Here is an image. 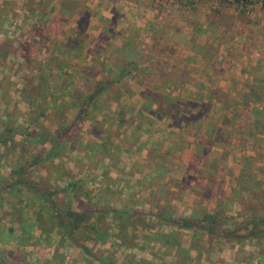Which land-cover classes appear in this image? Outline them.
Instances as JSON below:
<instances>
[{"label":"crops","instance_id":"0c3cea01","mask_svg":"<svg viewBox=\"0 0 264 264\" xmlns=\"http://www.w3.org/2000/svg\"><path fill=\"white\" fill-rule=\"evenodd\" d=\"M13 2L5 5V0H0L3 8L0 7V46L5 45V49L10 47L4 59L0 55V81L2 77H9L8 92L12 89L19 92L22 79L18 76L23 72L16 69L24 54L20 45L27 42L31 48L27 57L42 62L43 66L47 63L46 67H42L50 75L45 73L42 77H48L47 88L51 92L55 88L59 94L54 99L55 103L50 101L53 108L47 117L41 118L43 124H48L53 131L61 122L91 125L93 119L105 123L108 118H113L112 127L118 128L119 136L108 137V140L112 141L114 152L117 145L122 151L126 146L124 142H129L137 123V114H142L153 123L142 132L147 136L148 131H154V144L142 150L149 162L140 172L135 171L139 176L144 174L146 181L140 184L137 177L135 183L128 181V185L121 189L118 187V191L103 177L98 182L100 193L106 194L101 196V200H104L102 206L115 209L121 216H127L129 211L141 205L151 206L155 208L151 210V218H160V227H169L166 235L174 233L176 228L163 222L164 219L178 216L201 219L204 213L216 215L221 208L232 218V222L264 218V50L254 55L228 54L221 46L218 48L208 41H200L196 36L183 35L178 25L158 20L157 17L164 14L161 11L155 13V19L148 18L147 0H18L15 6ZM8 17L13 22L9 28L14 31L6 29L11 22H8ZM255 47H259L258 43ZM8 61H17L14 69L6 67ZM3 68L5 72H2ZM39 72L40 68L27 69L33 78ZM103 79L110 82L105 92L106 87L100 90L97 86ZM95 89L102 94L90 103L89 108L93 111L90 118L76 120L79 98L89 96ZM1 90L0 100L5 101ZM16 98L18 104L30 107L21 100L20 92ZM8 101L7 110L11 97ZM57 111L59 115L55 114ZM120 113L124 115L122 125L118 127ZM101 115L102 118L99 117ZM77 137L76 132L69 133L70 140L74 141ZM91 139L93 146H98L97 140L100 139L96 136ZM157 145L163 150L161 162H158V155L154 151ZM93 146L90 148H95ZM73 147L75 150L76 147ZM96 151L102 153L98 147ZM112 154L116 153H111L108 148L101 155L114 162L111 156L115 155ZM152 158L156 159L155 164L150 163ZM112 164L104 169L108 171V178H111ZM66 166L71 167L69 163ZM152 167L157 168L155 174L151 173ZM152 180L158 184V193L149 199L154 187L148 183ZM1 187L3 183L0 178ZM134 188L140 193L136 195L139 197L136 204L132 205L128 199L136 192ZM120 190L123 196L120 206H116L114 202ZM62 194L63 191H58L57 197L61 201ZM24 195L25 203L31 199L37 201L21 185L0 192V199L3 198L0 203V262L9 264L10 258L14 257L15 263L56 264L53 258L57 253L61 257V264H68V252L75 247L82 260L73 259L76 263L102 264L56 228L49 229L51 232L48 233L41 232L39 227H30L26 236L21 235L14 220V208L8 206L7 202L22 208L20 218L33 223L38 212L33 217L25 215L26 211L21 205ZM42 206L41 209L45 211L46 204ZM112 217H115L114 214L108 210L102 221L109 223ZM229 225L227 228L232 227ZM10 226L14 228V234H8L7 228ZM127 226L129 230H122L118 235L127 237L134 232L132 224ZM140 226L146 227L144 222ZM182 230L187 239L183 237L176 242L181 248L185 242L187 244L189 255L186 264H209L211 260L212 264H252V260L253 264H264L261 253L264 238L238 241L213 237L210 240L204 230L197 233H201L202 238H198L200 235L196 234L194 228ZM109 231L114 233L115 228ZM55 234L60 238L52 243ZM20 235L24 243H20ZM98 235L97 231L91 235V245L88 240L81 242L92 253H108L103 257L115 253L116 247H112L114 242L109 241L111 238L102 239ZM118 240L122 241L121 238ZM247 240L250 246L256 247L251 252L241 246ZM156 243L164 244L160 240H156ZM226 243L231 246L229 251L218 254ZM128 245L125 242L117 246L122 247L124 258L130 259L132 255ZM163 246L173 252L178 251L177 245ZM211 251H215L217 257L209 256ZM39 253L43 261L38 260ZM111 256L115 260V256Z\"/></svg>","mask_w":264,"mask_h":264},{"label":"trees","instance_id":"16d2710c","mask_svg":"<svg viewBox=\"0 0 264 264\" xmlns=\"http://www.w3.org/2000/svg\"><path fill=\"white\" fill-rule=\"evenodd\" d=\"M264 6V0H258ZM221 4H236L234 8H242L244 5L246 6L247 3H252L251 0H219ZM245 8V7H244ZM28 43L25 42L22 46V52L24 54L21 57V61L19 64V68L16 70L22 71L23 73L19 74L18 78L21 80V88L19 89L21 100L29 105L28 114V122L31 124L32 127H25L24 123L17 120L16 115H14L13 111L7 110L6 107L3 108V111L0 110V150L9 149L10 146L17 147L20 146V151L24 152V158L21 160L18 159V163L8 162L7 166L9 168L8 174L0 177L3 183V187L0 188V192L2 191H9L15 185H21L24 189L30 191L37 200H40L42 204H46L47 208L44 211V214L41 209L35 215V223L34 226L39 227L41 232H51L49 229L56 228L57 231L61 233L67 234L71 240H73L76 244L80 245L81 248L90 256H95L100 260L102 264H114V261L110 256L103 257V255H98L97 253H92L90 249H88L84 243L81 242L80 237L85 235V237L90 238L91 235L97 231L99 233V237L102 236V239L111 238L113 242H116L119 238L123 240L121 234L118 235V232L122 230L128 229V223L136 221L137 218H140L141 212L137 209H133L134 211L128 212L127 216H121V214L116 211L115 209H108L107 207L98 208L96 206H92L90 193L87 191V184L85 183L84 179H79L77 174L75 175L73 172L72 167H67L66 164L69 161H75L74 167H78L79 171L81 172L80 168L81 165L76 164V157L71 156L68 153V149L64 150L65 141L69 138V133L71 132H78L79 125L77 123H66L61 122L55 130H50L48 126L43 124L41 118L47 117L50 113V109L53 108L50 101L55 103V97H59L58 92L56 89L51 92L50 88H47V84L49 82L48 77H42V75H50V73L43 71V67H46L47 63L42 64L36 62L35 60L31 59V57H27L26 54L31 52V48L27 45ZM28 46V47H27ZM4 46H0V55H2V59H4L5 54L10 50V47L5 49ZM22 66V67H21ZM43 66V67H42ZM39 69L41 72L36 74L33 78L32 73L29 75L27 73V69ZM37 80V81H35ZM110 82L108 79H103L97 83V86L101 90V88H105L104 92L107 90ZM112 86V85H111ZM0 88L2 89L3 97L7 98L8 88H9V77H2L0 81ZM103 91V90H102ZM107 93V92H106ZM101 91L94 90L89 96L80 97L79 108L76 114V120L85 121L90 114L93 113L90 110L89 105L97 96H100ZM109 94V93H107ZM50 97V99H48ZM105 99V98H104ZM105 100H108L106 98ZM8 101V100H7ZM164 110V109H163ZM159 111V110H158ZM57 115L58 111L55 113ZM123 113L118 115L119 125H122L123 121ZM97 115H95L96 118ZM136 122L134 128L132 129V135H135V132L138 134L142 133L147 125H153L150 123L149 118H145L142 114H137ZM150 121H149V120ZM113 118H108L104 123H99L97 119H94V127H91L89 133L93 136H96L98 139L101 140L102 146H93L98 147V149L104 153L106 149H108V143L111 142L108 140L111 134V127L114 125ZM28 123V125H29ZM97 124V125H96ZM78 125V127H77ZM36 127V128H35ZM116 136H119L118 128L115 129ZM21 136L18 139L17 143H15L16 136ZM132 137V136H131ZM70 140V138H69ZM64 147V148H63ZM63 148V149H62ZM14 149V148H13ZM12 149V150H13ZM27 149H31L34 151L33 153H28ZM158 145L154 147V151L158 152ZM110 150V149H109ZM99 152V151H97ZM1 153V151H0ZM21 154V152H18ZM6 156V155H5ZM88 156V155H87ZM108 159V157H106ZM158 162H161L158 160ZM38 166L41 171H44V175H40V177L35 178L34 180L31 177L33 167ZM103 166V165H102ZM105 166L103 169H105ZM159 167V165H158ZM157 172V168H153L151 173L155 174ZM102 175L107 177L106 170L102 171ZM155 177V176H154ZM69 181V184L66 186L65 189L62 187L58 188L53 185L55 181L58 182L62 179ZM58 191H67L68 194L72 197L73 201L76 200V206H72L71 203H60L57 200ZM79 191H82V198L87 199V201H83L81 198ZM90 198V199H89ZM3 200V198L1 197ZM0 199V203L1 200ZM83 204V206H81ZM7 205L14 208L16 218L14 219L18 223V228L21 231V235L26 236L27 231V223L28 221L21 219L22 216V208L18 207L17 205L7 202ZM90 206L88 208L87 206ZM41 208L43 206L41 205ZM1 210V209H0ZM113 213L117 221V225L115 227V232L110 233L108 230L113 228L112 225L110 226L104 219L102 221V217L106 216L107 211ZM47 215L48 222H43V216ZM118 215V216H117ZM92 218V222L90 221ZM126 218H130L132 220L126 221ZM154 218V217H153ZM13 220V219H12ZM163 220V219H162ZM27 222V223H26ZM37 222V223H36ZM156 227L161 222V219H155ZM163 222L170 224L171 226L175 227L176 230H182L184 228L190 227L194 228L196 234L200 231L204 230L208 233L209 239L211 240L214 238H234L238 241H242V239L247 238H260L261 240L264 238V218H259L257 221L255 220H245L243 219L240 222L233 221L232 218L225 213V210L221 208V210L217 211V214H209L204 213L203 218H192V219H183L181 216L175 217L173 219H164ZM229 222L231 225H229ZM251 222V224H250ZM232 226L231 228H227V226ZM147 227V225H145ZM169 226V225H168ZM32 227V226H31ZM30 230V229H29ZM9 234L13 233L14 228L11 226L7 228ZM107 233H109L107 236ZM19 237L20 243H24L22 240L23 238ZM116 235V236H115ZM198 235V234H197ZM115 236V237H114ZM167 235H163V237H159L158 240L162 241L164 244H174L177 245L178 251H183L180 245L172 238L167 240ZM29 239V237H27ZM46 240H48L46 236ZM119 242V240H118ZM120 245H123L125 241H121ZM171 242V243H169ZM162 243V244H163ZM163 244V245H164ZM177 251V259H183L186 255H181ZM14 257L10 258L9 264H21L20 262H14ZM133 258V257H132ZM58 259V260H57ZM127 259V257H126ZM53 261H57L56 264H61L62 260L61 257L54 253ZM183 261V260H182ZM0 264H6L4 262H0Z\"/></svg>","mask_w":264,"mask_h":264},{"label":"rangeland","instance_id":"374dc122","mask_svg":"<svg viewBox=\"0 0 264 264\" xmlns=\"http://www.w3.org/2000/svg\"><path fill=\"white\" fill-rule=\"evenodd\" d=\"M11 1H14L13 6H15V4H18L17 3L18 0H5L6 3L4 4L10 5ZM251 1L252 3L245 2L247 3L246 6L244 5L245 8L242 7V8L236 9L234 8L236 4H233V5L232 4L230 5L227 3L221 4L219 0H147V5L149 7L148 18L150 17V19H155V13H157V11H161L164 14H160L161 16L157 17L158 20L160 19L163 23L171 22V24L173 23L174 25H178V27L181 28L183 35L189 34V37L196 36L197 39H199L200 41H208L209 43L211 44L213 43L216 46H218V48H220L221 46L222 50L224 52H227L228 54L231 53V54H240V55H243V54L254 55V54H257V52L261 53V50H264V6L258 0H251ZM0 7L1 9H3L1 5ZM7 20H9L8 22L11 21L9 17L7 18ZM11 23L13 22L11 21L9 26L6 25V29L8 31H14V29L9 28L11 27ZM184 31H187V33H185ZM257 43L259 47H255ZM16 62L8 61L6 63V67L9 66V68L14 69ZM5 71L6 69L3 68L2 72H5ZM15 85H18V83H15ZM18 93L19 92L15 91L14 89L8 92L7 98L5 97V101L4 99L3 101L0 100V110L3 111V108L6 107L8 97L10 96L12 101H10V97H9L10 102L8 101L9 102L7 106L9 107L8 110L13 111L14 115H16L17 117V120L24 123L25 127H32L31 124L28 122L29 118H28L27 112L29 108L28 106H25L23 104H18L19 100L17 101V98H16ZM132 110L135 111L136 108H132ZM69 113L72 114L73 111H69ZM105 114H106V111H104L103 115ZM99 117L102 118V115ZM89 118H90V115L88 119ZM105 124L106 123H104L103 125ZM46 125L49 126L48 124ZM93 125H94L93 122L91 125H89V123L80 124L79 131H78L80 133L77 132V135H78L77 139L76 140L74 139V141L73 139L66 140V143H65L66 147L65 148L63 147V148L64 150L68 149V153L71 154V156L77 158L76 164L78 166L79 165H81V167L84 166L83 168H80V170H82L80 172L78 167L77 168L74 167L75 163L73 162L75 161L74 160L69 161L70 166L74 170L73 173L75 175L77 173L76 177H78L79 179L85 180V183L87 184V191L90 193L92 206L106 207V206L101 205V203L104 201V200H101V196L106 195V194L105 193L101 194L98 188L99 187L98 182H100L103 179V177H105L102 175V171L104 170L103 168L106 165L113 163L111 167V169L113 170L110 174L111 178H107V179L113 184L112 185L113 187H117L116 189L118 191H119L118 187H120L121 189L124 185H128V181L129 182L131 181L132 184L135 183L134 180H136L137 177H138V180H140L139 183L143 184L146 181L145 175L141 174L139 176L137 173L135 174V171L140 172L141 170H143V168H145L146 163L149 162V158L145 156V153H143L142 150L154 144V137L152 135L154 131L153 130L152 132L148 131L147 136L143 135V133L137 134L135 132V135H132V137H130V140H128L129 142H124L126 146H128L129 148L125 146L122 149V151L119 149V145H117L113 152L112 141L109 142L107 147L111 149V153H116V154H112L115 156H111V158L114 159L115 161L110 162L106 158V156L104 157L103 155H101L102 153H98L96 151L97 147L93 149L90 148L93 146L92 141H91L92 140L91 138H93V136L91 133H89V130L91 127H94ZM110 127H111L110 137H113V136L116 137L115 135L116 128L112 126ZM18 139H20V136L15 138L14 140L15 143H17ZM97 141H98V147H101L103 145L101 140H97ZM117 142L119 141L117 140ZM73 146L76 147L75 150L72 149L74 148ZM16 148L17 150H15V147L10 146L8 150L7 149L0 150L1 151L0 153V177L8 174L9 172V168L7 166L8 162L18 163V159L21 160L22 158H24V152L20 151V146L17 145ZM125 148H127V150H125ZM92 150L95 152L93 153ZM138 150L140 151V153H136V151ZM118 151H120L119 154H118ZM6 152L7 154H5ZM18 152H21L23 154L20 155V153ZM27 152L33 153L32 150L30 151L29 149H27ZM157 155H158V160L161 161L162 156H163V150L159 148ZM120 162L123 164V166H121ZM150 163L155 164L156 159L152 158ZM127 167H130V168H127ZM43 172L44 171H40V169L37 166L33 167L32 174H31L32 179L34 180L35 178L40 177V175ZM106 174H108V171L106 172ZM54 184L57 186L60 185L62 189H65L66 186L69 184V181L68 180L66 181L64 178L60 180L59 182H54ZM148 184L149 186L154 187L151 190V193L149 196V199H151L152 197H155L158 193V190H156V187L158 186V184H156V182L153 180L149 182ZM134 190L136 192L132 194V196H130L128 199V201L132 205L136 204V201L139 199V197H137L136 195L140 193V191L138 192L137 188H134ZM121 192L123 191L120 190V192L116 194L117 199L114 202L116 206H120L119 204L120 199L123 196ZM65 193L63 192V194L61 195L62 196L61 198H63L64 200L62 199L61 201L59 197H57L58 202L60 203L70 202L71 203V201H73L72 197L67 192ZM79 194L82 198V191H79ZM82 199L83 201H87V199L85 198H82ZM24 201H26L25 195H24L21 205L24 206V210L26 211L25 215L28 214L27 215L28 217L29 216L33 217L34 213L41 211L42 202L40 200L34 201L31 199L27 203H25ZM76 203H77L76 200L73 201L72 206L73 207L76 206ZM81 206H83V204H81ZM87 207L90 208V206H87ZM27 208H29L28 211L26 210ZM140 208L141 210H139ZM110 209L111 208L109 207V210ZM152 209H155V208H151V206H148V205L146 206L141 205L139 208H137V210L141 212V214H139L140 218H137V220L134 222L128 223L134 226V232L127 237H125V235L124 236L121 235L123 238L122 241H125L126 243L129 244L128 246L130 247H128V250H130V253L133 258L132 257L130 259L124 258V255L122 254V247H118V246H122L119 244L122 242H118V240H116L117 242H114L112 244V247H116V252H115L116 254L113 252L114 251L113 249V251L110 250V252H113V253H110V256L111 255L115 256V260L113 261L116 264H186L188 262L189 252L186 250L187 249L186 242L182 246L183 251L178 252L182 256L186 255V257H184L183 259L181 258V256H180V259H177L176 251L173 252L172 249H169L159 243H156V240H158L160 236L163 237V233H164V236L167 234L166 231H169V227H166V226L160 227V224L159 226L156 227L155 219L151 218L150 216ZM42 212L46 214L44 211ZM42 218H44L43 220L44 223L48 222L47 215L43 216ZM126 219H127L126 221L132 220L130 218H126ZM90 221L92 222V218ZM28 222L29 223H27L26 231H28V228H30L31 226L36 228V226H34L35 222L32 223L30 220ZM143 222L145 223V225H147V228L144 226L143 227L140 226V224H142ZM109 223L113 224L112 225L113 228H115L117 225V222L113 219V217L109 219ZM8 225H9V222L7 220L6 226ZM198 235H200L198 236V238H202L201 233H199ZM168 236L171 239L173 238L175 241L182 240L183 237L187 239L185 237L186 233L183 230L181 231L175 230L174 233L168 234L167 237ZM59 238H60L59 235L55 234L53 236L54 240L52 241V243H54V241L56 242L57 240H59ZM80 239L81 241L88 240L87 242H89L90 245L93 243L91 240H89V238L87 239L85 235H82ZM109 241L113 242L112 239H109ZM248 241L249 240H247L245 244L241 246L244 248L245 251L248 250L251 252L253 247L255 246H250L249 244L251 243ZM236 244H239V243H236ZM198 245L199 244H197V246ZM227 245L228 244L226 243L224 248H222L221 253H218V254H224L225 250L229 251V248L231 246H227ZM78 253H79L78 249L75 247L69 250L68 256H67V261L69 262L68 264H78L73 260V259L80 258V255ZM214 253L215 251L214 252L211 251V253H209L208 255L213 256ZM261 253H263V257H264V245L261 247ZM100 254L108 255V253H105V251L100 252ZM205 254L206 252L203 254L201 253V256ZM37 256L39 257V259L38 258L36 259L43 261V259L40 258V253L37 254ZM215 256L216 255H214L213 257ZM85 258L86 257H83V259ZM80 259L79 261L81 262L82 260ZM211 261L213 262V260ZM253 261L254 260H252L251 262L252 264H253ZM212 262H210L209 264H212ZM192 264H195V263H192ZM201 264H204V263H201Z\"/></svg>","mask_w":264,"mask_h":264}]
</instances>
